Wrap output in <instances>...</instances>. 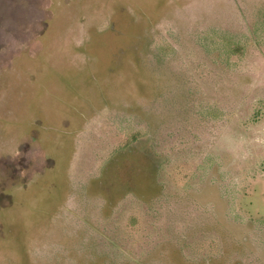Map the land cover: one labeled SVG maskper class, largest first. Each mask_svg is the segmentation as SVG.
I'll use <instances>...</instances> for the list:
<instances>
[{"label":"rangeland","instance_id":"1","mask_svg":"<svg viewBox=\"0 0 264 264\" xmlns=\"http://www.w3.org/2000/svg\"><path fill=\"white\" fill-rule=\"evenodd\" d=\"M0 264H264V0H0Z\"/></svg>","mask_w":264,"mask_h":264},{"label":"trees","instance_id":"2","mask_svg":"<svg viewBox=\"0 0 264 264\" xmlns=\"http://www.w3.org/2000/svg\"><path fill=\"white\" fill-rule=\"evenodd\" d=\"M229 49H230L232 54H237L240 50V48H238V46H233V47L231 46ZM235 49H238V50H235Z\"/></svg>","mask_w":264,"mask_h":264}]
</instances>
